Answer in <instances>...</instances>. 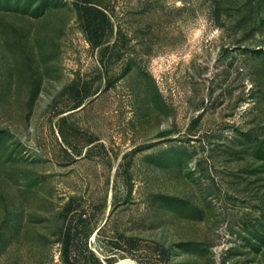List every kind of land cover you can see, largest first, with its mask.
I'll list each match as a JSON object with an SVG mask.
<instances>
[{"label":"rangeland","instance_id":"obj_1","mask_svg":"<svg viewBox=\"0 0 264 264\" xmlns=\"http://www.w3.org/2000/svg\"><path fill=\"white\" fill-rule=\"evenodd\" d=\"M68 227L85 264H264V0H0V264H71Z\"/></svg>","mask_w":264,"mask_h":264},{"label":"trees","instance_id":"obj_2","mask_svg":"<svg viewBox=\"0 0 264 264\" xmlns=\"http://www.w3.org/2000/svg\"><path fill=\"white\" fill-rule=\"evenodd\" d=\"M80 13H82V15L94 19L96 15H93V13L96 14H102V12L98 9L92 8L91 6L88 5H83L80 8ZM93 12V13H92ZM91 23V22H90ZM73 206L70 204L68 206V208L65 209L66 214L72 213L73 212ZM75 230L72 227H68L66 230V233L63 236V240H62V244H63V257L64 260L68 263L71 264H85L86 261V257L83 259H81V257H79L78 255H76L75 252V248L76 245L74 244V237L72 234V231ZM83 260V262H82ZM98 264H102L100 261H98Z\"/></svg>","mask_w":264,"mask_h":264}]
</instances>
